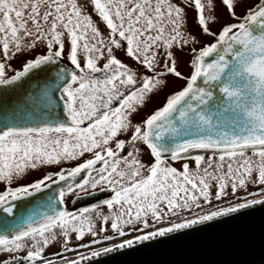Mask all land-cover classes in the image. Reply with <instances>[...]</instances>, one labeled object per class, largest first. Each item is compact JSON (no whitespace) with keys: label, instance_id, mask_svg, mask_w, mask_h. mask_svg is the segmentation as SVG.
I'll return each instance as SVG.
<instances>
[{"label":"rangeland","instance_id":"obj_1","mask_svg":"<svg viewBox=\"0 0 264 264\" xmlns=\"http://www.w3.org/2000/svg\"><path fill=\"white\" fill-rule=\"evenodd\" d=\"M258 1L0 0V80L12 77L37 56L57 51L59 59L74 68L72 79L60 91L70 113L79 104L76 89L84 88L105 67L111 68L109 73L95 82L100 90L124 85L135 89L125 100L130 110L111 124L103 120L92 128L0 134V190L28 185L50 165L83 163L111 143L126 140L133 126L142 125L169 93L188 82L190 51L211 47L213 34L233 26ZM84 91L91 110L99 103V92L94 86ZM143 155L148 161L146 148ZM154 166L145 181L121 191L115 205L137 202L109 211L119 214L124 224L147 223L144 234L264 197V149L205 154L197 160L162 159ZM80 214L52 228L1 237L0 261L33 253L42 260L36 264H65L108 247L87 246L58 259L42 256L55 251V245L80 243L97 231L91 224H78L94 213Z\"/></svg>","mask_w":264,"mask_h":264},{"label":"water","instance_id":"obj_2","mask_svg":"<svg viewBox=\"0 0 264 264\" xmlns=\"http://www.w3.org/2000/svg\"><path fill=\"white\" fill-rule=\"evenodd\" d=\"M195 64L190 86L147 121L146 141L157 157L193 147L264 144V7L200 52ZM70 79L71 70L55 54L1 79L0 133L68 124L60 90ZM73 173L0 201V238L60 213L59 190ZM67 264H264V197Z\"/></svg>","mask_w":264,"mask_h":264},{"label":"flooded vegetation","instance_id":"obj_3","mask_svg":"<svg viewBox=\"0 0 264 264\" xmlns=\"http://www.w3.org/2000/svg\"><path fill=\"white\" fill-rule=\"evenodd\" d=\"M54 54H57V52ZM69 69L72 72V79L74 68L69 66ZM110 69V67H105L104 71L94 73L93 77L90 79V82L85 85L84 88L79 86V88L76 89V99L77 103L79 104L75 111H72L71 113L68 112L66 103L62 98L63 103H65V113L68 115L69 121L68 124L61 126L59 125V127H54V129L64 128L70 130L92 128L103 120L107 121L106 123L111 124L130 110L131 107L127 105V101L125 100L132 92L135 91L133 85H124L122 87L117 86L108 88V90H100V87L97 84L100 82L101 77H104L109 73ZM93 86L94 90L99 92V97L97 96L99 103L96 106L92 105L93 107L91 110H89L88 107L90 106L86 104L87 100L84 90L89 88L92 91ZM183 88H185V85L179 90L169 93V95L164 98V103L158 107L154 113L149 114L143 121L144 123L142 125H137V127L133 126V129L127 133L128 137L126 140L115 141L114 143H111L110 147H108L109 149L106 148L103 151L97 152L91 159H88L83 163L72 164L71 166L61 163L57 164L55 168H52L50 165V167L45 169V172L43 170L41 175L39 174L36 179H33L28 183L29 185L39 181L61 178V176H67L74 172L71 176V182H68L59 190L58 196L61 203H63V210L51 218L41 219V221L32 223L30 226H27L22 230L31 229L32 231H40L41 229L52 228L53 225L62 223L64 220H67L68 217L74 215V213H77L78 215H81L80 213H85L86 211H91L94 213V215L91 217H85V219L78 220V224H91V229L96 227L95 229L97 231H92V233H89L90 236L86 238L85 241L75 244H64L60 246L55 245V251L42 256L52 257V259L65 258V256L71 254L72 252L81 251L87 248V246L95 247L99 244L104 245L112 243L115 240L135 237L141 235V233L146 232V230L149 229L147 223L140 224L135 220L128 224H124L120 222L122 219L119 214L110 215L109 211L118 207L124 208L137 202V200L132 199L129 201L120 202L118 205H115L118 200V194L121 191L128 189L130 185L145 181L155 168L154 165H156L160 160H173L176 158V152L166 158L157 157L156 151L152 149L151 146L146 142L145 126L147 121L156 115L160 109L165 107L170 98L179 93ZM76 117L79 118L78 121L74 120ZM129 125H131V123ZM113 135L117 136L118 134L113 133ZM145 148L149 155L148 161L143 159ZM83 167L86 169L84 170V173L81 171ZM28 185H6L5 188L0 190V200L6 199L8 196L16 194L18 189L28 187ZM8 190H12V192H7ZM102 224L103 226L104 224L108 225H106V228L103 226L100 227ZM19 235L17 236L14 234V236L17 237H19ZM31 254L38 256L33 253ZM31 254L27 253L26 255Z\"/></svg>","mask_w":264,"mask_h":264},{"label":"trees","instance_id":"obj_4","mask_svg":"<svg viewBox=\"0 0 264 264\" xmlns=\"http://www.w3.org/2000/svg\"><path fill=\"white\" fill-rule=\"evenodd\" d=\"M254 7L250 10H248L246 12V14L243 15V17H238L237 20L235 21V24L238 25H243V23L250 18L251 15L254 14V12H256L257 10H259L260 8H262L264 6V0H260L258 1L255 5H253ZM234 25V24H232ZM232 26H226L224 28H222L221 30L230 28ZM222 32V31H221ZM205 34H207L208 36L212 35L205 31ZM221 34V33H220ZM220 34H213V40L215 42L218 41ZM200 52V51H199ZM199 52H195V51H191V59H190V64L192 66V69L194 70L195 67V60L196 57L200 54ZM260 149H264V144H260V145H249V146H243V147H238V148H227V149H210V148H193V149H188V150H184L182 152H176L175 153V157L180 158V159H188L191 158L193 160H197L198 157L200 155H213L216 153L219 154H227L229 152L232 151H238V150H243V151H256V150H260ZM17 190V189H14ZM13 190V191H14ZM7 192H12V190H8ZM260 193V191L258 192ZM31 230V229H30ZM30 230H21L19 231V233H17L16 235H19L21 233H25V232H29ZM38 262H42L41 258H39L38 256H34V255H20V256H13V257H9L8 259H3L2 261H0V264H36Z\"/></svg>","mask_w":264,"mask_h":264},{"label":"bare ground","instance_id":"obj_5","mask_svg":"<svg viewBox=\"0 0 264 264\" xmlns=\"http://www.w3.org/2000/svg\"><path fill=\"white\" fill-rule=\"evenodd\" d=\"M67 264V263H66Z\"/></svg>","mask_w":264,"mask_h":264}]
</instances>
